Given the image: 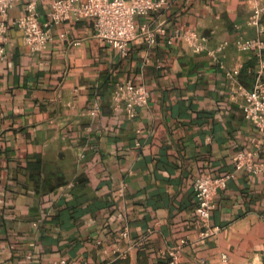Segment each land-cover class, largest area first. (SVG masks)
<instances>
[{"label":"crops","instance_id":"1","mask_svg":"<svg viewBox=\"0 0 264 264\" xmlns=\"http://www.w3.org/2000/svg\"><path fill=\"white\" fill-rule=\"evenodd\" d=\"M31 1L45 24L52 0H16L8 19ZM171 1L135 18L165 31L151 46L136 38L124 57L94 37L88 19L49 25L39 52L9 27L0 62V264H163L183 239L177 264L258 260L264 177L235 172L214 197L215 232L205 237L193 190L197 175L231 172L234 154L262 136L242 104L264 51L236 46L257 36L254 1ZM184 27L206 39L205 50L171 38ZM126 81L149 91L133 118L112 97Z\"/></svg>","mask_w":264,"mask_h":264},{"label":"built area","instance_id":"2","mask_svg":"<svg viewBox=\"0 0 264 264\" xmlns=\"http://www.w3.org/2000/svg\"><path fill=\"white\" fill-rule=\"evenodd\" d=\"M16 0H0V62L5 60V46L7 32L10 26L22 32L25 45L32 52H39L50 41L49 25L59 24L68 20L88 19L94 28V37L114 49L120 56L128 54L129 44L138 37L145 39L149 46L153 45L159 34L164 33L161 26L142 23L136 26L135 18L146 16L161 8L171 5V0H52L46 14V23L41 24L35 10V2L26 4L23 15L9 20V9ZM254 6L249 24L257 30V36L252 39H239L236 42L238 50H253L261 57L264 51V24L261 18L264 14V0H253ZM173 39L184 40L191 51L205 50L206 39L191 28H179ZM263 57V56H262ZM237 69L226 72L228 76H235ZM115 106H123L126 115L133 118L139 108L147 107L149 91L143 84L131 81L118 83L113 90ZM242 110L245 119L250 121L262 134L254 147L249 150L238 151L232 157L233 170L222 175L202 172L193 180V190L196 198V213L202 236L215 232L210 226L211 213L214 208V197L226 188L235 172L247 171L264 177V64L260 61L258 75L253 88L246 92ZM96 110H93L95 112ZM186 240L167 249V259L163 264H177ZM49 264H75L65 257L51 261ZM264 264V250L261 251L256 262Z\"/></svg>","mask_w":264,"mask_h":264}]
</instances>
